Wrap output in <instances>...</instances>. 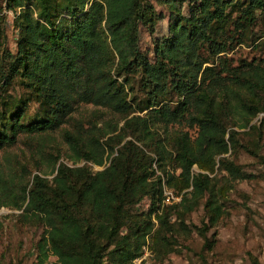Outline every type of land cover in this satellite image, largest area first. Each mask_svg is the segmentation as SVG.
I'll return each mask as SVG.
<instances>
[{"label":"trees","instance_id":"obj_1","mask_svg":"<svg viewBox=\"0 0 264 264\" xmlns=\"http://www.w3.org/2000/svg\"><path fill=\"white\" fill-rule=\"evenodd\" d=\"M166 1L174 7L168 35L150 60L139 46L140 0H0V53L6 8L17 30L11 75L42 107L25 122L19 110L4 115L0 147L14 142L18 132L59 126L75 103L102 105L124 118L105 142L92 130L64 131L73 160L100 165L110 157L101 169L61 161L51 178L36 172L21 187L22 214L44 226L35 245L38 263L53 254L57 264H134L147 242L164 257L176 241L173 213L184 224V213L208 193V224L217 222L221 189L209 176L216 164L236 177L248 176L223 155L239 141L227 121L233 117V125L245 127L264 113V62L229 66L222 52L254 31L264 0H189L197 5L189 3L187 15L181 13L184 0ZM169 123H185L196 133L179 130L164 141L157 127ZM262 126L263 118L250 124L258 131ZM137 141H152L156 156ZM167 160L173 169L163 166ZM163 180L181 194L179 202H163ZM4 197L0 193V204ZM144 197L147 210L133 211ZM252 264L261 263L252 257Z\"/></svg>","mask_w":264,"mask_h":264},{"label":"rangeland","instance_id":"obj_2","mask_svg":"<svg viewBox=\"0 0 264 264\" xmlns=\"http://www.w3.org/2000/svg\"><path fill=\"white\" fill-rule=\"evenodd\" d=\"M140 1L139 46L150 60H154V46L163 42L168 35V21L174 7L166 0ZM189 3L197 5V1L184 0L181 13H189ZM4 10V33L0 53V126L4 124L3 116L15 110L22 114L20 122L32 120L42 112V107L34 100L25 83L16 75H11L8 65L9 52L16 51L17 30L13 25L12 11L6 8ZM252 28L254 31L248 32L246 38L240 42L235 41L222 52L229 66L241 68L249 63L264 62V16ZM204 55L207 56L206 51ZM217 58L216 55L214 59ZM174 99L177 97L172 101ZM133 109H136L134 105ZM146 111L147 109L142 112L133 111L128 116L133 113L144 114ZM260 118L264 119V113L256 114L250 124L259 123ZM234 120L232 117L227 123L232 124L230 128L237 130L239 141L234 145L230 144L228 151L223 155L238 164L248 176L236 177L216 164L209 176L215 190L221 189L219 202L223 211L217 222L212 226L208 224L204 207L208 193H205L196 207L184 213V224H181L173 213L172 239H176L174 249L164 257H158L153 252L149 264H203L204 259L208 264H252V257L264 264V126L260 131L250 127V124L237 127L233 125ZM123 121L121 114L102 105L75 103L74 110L59 126L33 133L18 132L14 142L5 143L0 147V193L6 195L0 204V264H57V257L53 254L43 263L37 261L35 245L44 226L37 218L22 214L23 205H19L21 187L29 186L36 172L51 178L61 161L69 165L87 163L93 171L101 169L108 164L110 157L100 165L81 159L73 160L63 135L64 131L92 130L105 142L109 135L117 132L113 129L116 126L119 128ZM179 130H187L193 136L196 133L194 127L185 123H169L158 126L156 136L163 137L162 140L166 141L168 136ZM149 142V146H144L137 141L147 154L155 157L154 146L152 141ZM165 145L170 147L167 143ZM153 166L158 167L155 158ZM163 166L171 170L173 162L167 160ZM193 170L199 169L194 165ZM163 184L168 187L164 180L162 186ZM171 189L178 196L173 203L179 202L181 194ZM162 197L165 202L163 194ZM14 199L18 201L19 206L14 204ZM148 205L149 199L144 197L131 208L140 212L147 210ZM198 227H201L202 231L205 230L204 235ZM205 236L207 245H204Z\"/></svg>","mask_w":264,"mask_h":264},{"label":"built area","instance_id":"obj_3","mask_svg":"<svg viewBox=\"0 0 264 264\" xmlns=\"http://www.w3.org/2000/svg\"><path fill=\"white\" fill-rule=\"evenodd\" d=\"M162 194L165 196L166 200L164 201L166 203H173L176 202V199H178V196L174 194L173 190L164 186V184L162 186ZM152 257L153 253L151 252L147 242L143 245L141 253L133 259V262L134 264H149Z\"/></svg>","mask_w":264,"mask_h":264}]
</instances>
